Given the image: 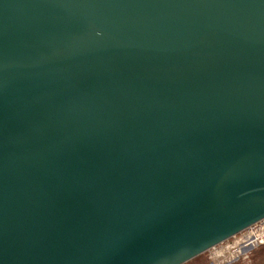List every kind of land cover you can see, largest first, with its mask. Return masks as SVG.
<instances>
[{
  "label": "water",
  "instance_id": "1",
  "mask_svg": "<svg viewBox=\"0 0 264 264\" xmlns=\"http://www.w3.org/2000/svg\"><path fill=\"white\" fill-rule=\"evenodd\" d=\"M264 219V0H0V264H184Z\"/></svg>",
  "mask_w": 264,
  "mask_h": 264
},
{
  "label": "rangeland",
  "instance_id": "2",
  "mask_svg": "<svg viewBox=\"0 0 264 264\" xmlns=\"http://www.w3.org/2000/svg\"><path fill=\"white\" fill-rule=\"evenodd\" d=\"M247 229L184 264H264V244L246 245ZM243 250V251H242Z\"/></svg>",
  "mask_w": 264,
  "mask_h": 264
},
{
  "label": "bare ground",
  "instance_id": "3",
  "mask_svg": "<svg viewBox=\"0 0 264 264\" xmlns=\"http://www.w3.org/2000/svg\"><path fill=\"white\" fill-rule=\"evenodd\" d=\"M244 236L246 238V248L248 246L258 245L259 243L264 244V220L248 228ZM214 249L216 250V247ZM216 251L219 252V250Z\"/></svg>",
  "mask_w": 264,
  "mask_h": 264
},
{
  "label": "built area",
  "instance_id": "4",
  "mask_svg": "<svg viewBox=\"0 0 264 264\" xmlns=\"http://www.w3.org/2000/svg\"><path fill=\"white\" fill-rule=\"evenodd\" d=\"M263 220H264V219L260 220L259 222L255 223V224H253V225L258 224V223H260V222L263 221ZM253 225H251V226H253ZM251 226H250V227H251ZM250 227H248V228H250ZM248 228H247V229H248Z\"/></svg>",
  "mask_w": 264,
  "mask_h": 264
}]
</instances>
